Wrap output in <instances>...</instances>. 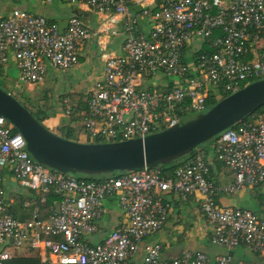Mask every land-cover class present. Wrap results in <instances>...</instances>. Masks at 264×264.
I'll use <instances>...</instances> for the list:
<instances>
[{
  "label": "built area",
  "instance_id": "2783aa9c",
  "mask_svg": "<svg viewBox=\"0 0 264 264\" xmlns=\"http://www.w3.org/2000/svg\"><path fill=\"white\" fill-rule=\"evenodd\" d=\"M59 1L82 4L105 20L102 26H110L108 18L118 19L124 32L122 54L104 60L102 78L88 92L85 109L69 97L61 100L66 118H79L84 144L144 139L205 113L209 98L230 96L264 79V0H136L137 10L134 0ZM140 19L148 23L146 32H138ZM59 29L43 16L20 10L0 17V66L12 54L18 81L28 85L43 83L49 66L62 73L73 69L78 47L93 32L77 16L67 20L62 34ZM189 47L192 55L186 58ZM210 156L231 171L230 183H213ZM6 174L41 203L50 194L58 196V210L46 221L34 213L30 222H20L5 202ZM263 184L264 113L221 132L210 150H196L172 177L158 167H144L102 182L37 163L22 135L0 116V264L25 246L42 249L58 264H131L138 254L142 264H232L231 253L241 245L264 259V218L247 209L222 208L217 201L220 194ZM166 195L181 201L201 198L211 244L224 250L214 262L203 252H184L164 262L161 245L147 242L170 212ZM114 197L125 212V226L101 245L87 246L82 238L97 232L105 214L102 202Z\"/></svg>",
  "mask_w": 264,
  "mask_h": 264
},
{
  "label": "crops",
  "instance_id": "0c3cea01",
  "mask_svg": "<svg viewBox=\"0 0 264 264\" xmlns=\"http://www.w3.org/2000/svg\"><path fill=\"white\" fill-rule=\"evenodd\" d=\"M135 1H132L131 5L134 10H137L138 5ZM159 2L161 3V0H155V3L158 4ZM16 10L43 16L59 26L60 24H65L70 17L75 16L76 12H82V15L77 17L93 32V37L90 41L84 42L78 47L79 64L65 73L61 72L62 76L60 77L62 78L60 81L72 82V87H67L65 93L59 95L62 96V99L69 97L73 105L82 109L86 105L88 92L102 78L104 60L108 57L122 54L124 32L121 21L115 18H108L106 23H110V26H102L105 20L94 12L89 11L82 4H64L59 0H54L50 3L41 0H0L1 18L9 16ZM109 28L112 30H109ZM65 29L66 26L63 32ZM148 29V23L144 19H140L138 32H146ZM262 44L263 41L257 43V47H262ZM96 54L103 55L102 60L100 58V61L97 60L99 72L95 81L88 82V76L92 70L96 72L98 68L95 67L94 69L93 65H90L89 69H81L80 64L84 57L91 58ZM191 55L192 48L189 47L186 51V58H190ZM55 71L57 70L49 66L46 79L56 80L59 75ZM14 77H18V67L14 57L10 54L7 64L0 66V82L6 90L10 91V88H14L11 84L16 82ZM26 96L30 98L31 95L27 93ZM50 109L48 111L49 117L42 124L45 128L47 126L48 130H56V133L53 134L59 136L60 128L69 125V119L64 114L62 101L58 100L54 106L51 105ZM35 111L33 112L35 113ZM210 162L211 180L213 183L216 186L228 184L231 180L229 175L223 172L212 156H210ZM3 188L5 190V202L8 205L10 214L22 223L30 222L34 213L37 214L40 221H46L53 212L58 210V200L50 204H47L48 200L41 203L36 194L19 186L9 174L4 177ZM242 191L237 193V195L231 196L220 194L217 199L219 206L222 208L251 210L264 218V184L254 188H246ZM164 197L170 204V212L162 229L147 240L148 243L161 245V259L164 262L179 259L184 252H203L211 262H214L217 256L224 253V250L211 244V227L202 215L201 198L199 196H194L187 201H181L173 195ZM102 206L105 209V214L96 223L97 232L85 235L82 238L83 243L89 247L101 245L111 232L124 227L126 224L125 212L120 208L116 197L105 199L102 202ZM248 206H252L254 209H250ZM231 255L232 264H264L263 258L243 245L235 248ZM5 264L58 263L54 257L42 249L25 246L15 251L13 258ZM131 264H142V255L138 254Z\"/></svg>",
  "mask_w": 264,
  "mask_h": 264
},
{
  "label": "water",
  "instance_id": "95a60500",
  "mask_svg": "<svg viewBox=\"0 0 264 264\" xmlns=\"http://www.w3.org/2000/svg\"><path fill=\"white\" fill-rule=\"evenodd\" d=\"M80 15L81 11L75 13ZM65 26L67 22L60 24V34ZM263 106L264 79L223 98L182 125L144 139L84 144L54 135L15 97L0 88V116L22 135L32 159L57 172L85 178L169 166L192 155Z\"/></svg>",
  "mask_w": 264,
  "mask_h": 264
},
{
  "label": "rangeland",
  "instance_id": "374dc122",
  "mask_svg": "<svg viewBox=\"0 0 264 264\" xmlns=\"http://www.w3.org/2000/svg\"><path fill=\"white\" fill-rule=\"evenodd\" d=\"M102 57H103V55H101V54H96V55H94L91 58L90 57H88V58L84 57V59L81 61L82 63L80 64L81 67L80 66L79 67L81 69H86V68L89 69V66L93 65V67L95 69V67H97L99 65L97 60H99V58L102 60ZM78 64H79V58H78ZM55 72H57V74L59 75V77L56 80H48V79H46V81H44L43 83L28 85V84H23V83L19 82L18 81L19 80L18 77H14V78H16V82L13 81L14 83H11L14 86V88L12 87V88H10V91H8V90L5 89V87L3 86V84L1 82H0V88L4 89L8 93H10L13 97L18 99L20 101V103H22L27 109H29L32 112L36 110L35 106H38V109H40L41 106H42L43 108H45L48 111H50L51 110L50 109L51 105L54 106V104L58 100H60V101L62 100V96H59V95L60 94L61 95L64 94L66 89H67V87H72L71 86L72 82L60 81L61 78H62V77H60V76H62V73L60 71L57 70ZM98 72H99V68H98V70L96 72L94 70H92L91 74L89 73L90 75L88 76V82L95 81L96 78H97ZM30 88H31V90H29ZM27 93H29L31 95L30 98L28 99V101L25 98V97H27L26 96ZM194 117H196V116L191 115L189 117V120L193 119ZM44 125H45V123H44ZM75 125L79 126V124H75ZM46 128H47V126H46ZM49 130L52 133H56V130H54V129H49ZM76 140L79 143L80 142L81 143H85L86 142L85 138L81 134V131L78 133V136H77ZM206 145L205 146H206L207 150H210L211 149V143L210 144H206ZM215 163H217L220 166V168L223 170L224 173L226 172L229 175V177L231 179L229 181V183H230L232 181V178H231L232 177V173H231V171L229 169H227L226 167H224L219 162L215 161ZM98 177L99 176H93V178H98ZM240 192H243V191H240ZM233 195H235V194H233ZM236 195H237V193H236ZM249 208L250 209H254L252 206H250Z\"/></svg>",
  "mask_w": 264,
  "mask_h": 264
},
{
  "label": "trees",
  "instance_id": "16d2710c",
  "mask_svg": "<svg viewBox=\"0 0 264 264\" xmlns=\"http://www.w3.org/2000/svg\"><path fill=\"white\" fill-rule=\"evenodd\" d=\"M28 101L29 98L25 97ZM223 98H226V96H222L220 99L218 100H215L213 98H209L208 99V105L209 107L213 106L214 104H216L218 101L222 100ZM18 100V99H17ZM19 101V100H18ZM20 102V101H19ZM22 104V103H21ZM23 105V104H22ZM24 106V105H23ZM25 107V106H24ZM26 108V107H25ZM85 108V105L82 107V109ZM27 109V108H26ZM35 113L30 111L29 109H27L40 123H43V121L49 117V112L47 109L43 108L41 106L40 109H38V106H35ZM81 109V108H80ZM264 113V106L259 108L258 110H256L255 112H253L251 115H249L248 117H246L243 121H246V120H250L253 116H261L262 114ZM75 120V121H74ZM75 124H79V126H76ZM237 126L234 125L232 128H235ZM59 137L62 138V139H66V140H69V141H74V142H78L76 140L77 136H78V133L81 131V124H80V120L78 117L75 116V118H71L69 119V125L67 126H63L60 128L59 130ZM213 141V140H212ZM212 141L206 143V144H210L212 143ZM206 144L202 145V149H205L207 150L206 148ZM206 145V146H205ZM193 155V154H192ZM191 157L188 156L187 158ZM187 158L183 159V160H180L178 162H175L169 166H161V167H158L162 173L166 176V177H172L174 175V172L176 170V168H178V166L181 165V163L183 161H185ZM121 173H118V172H115L113 173L111 176H101V177H98V178H85L83 176H80V175H73V176H76L78 178H82V179H86V180H90V181H99V182H102L103 180H105L106 178L108 177H114V176H118L120 175ZM59 197L58 196H55V195H49L48 196V202L47 204H50V203H53L54 201L58 200L59 201Z\"/></svg>",
  "mask_w": 264,
  "mask_h": 264
}]
</instances>
